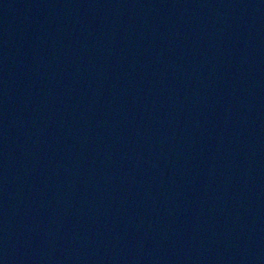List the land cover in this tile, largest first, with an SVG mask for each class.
<instances>
[{"label": "water", "instance_id": "obj_1", "mask_svg": "<svg viewBox=\"0 0 264 264\" xmlns=\"http://www.w3.org/2000/svg\"><path fill=\"white\" fill-rule=\"evenodd\" d=\"M0 264H264V0H0Z\"/></svg>", "mask_w": 264, "mask_h": 264}]
</instances>
